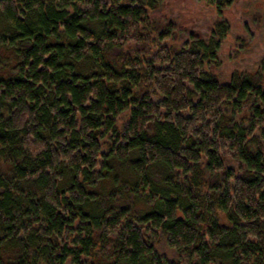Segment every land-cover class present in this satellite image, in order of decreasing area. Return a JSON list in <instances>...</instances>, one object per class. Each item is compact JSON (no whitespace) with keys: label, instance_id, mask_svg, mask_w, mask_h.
Instances as JSON below:
<instances>
[{"label":"trees","instance_id":"1","mask_svg":"<svg viewBox=\"0 0 264 264\" xmlns=\"http://www.w3.org/2000/svg\"><path fill=\"white\" fill-rule=\"evenodd\" d=\"M163 3L0 0V264H264V71Z\"/></svg>","mask_w":264,"mask_h":264},{"label":"rangeland","instance_id":"2","mask_svg":"<svg viewBox=\"0 0 264 264\" xmlns=\"http://www.w3.org/2000/svg\"><path fill=\"white\" fill-rule=\"evenodd\" d=\"M153 16L170 20L175 26V37L169 41L175 49L190 32L200 33L207 39L214 22L226 20L229 29L217 51L216 74L228 81L232 71L248 75L264 71V0H233L221 15L204 0H164ZM157 248L168 258H177L163 235L159 237Z\"/></svg>","mask_w":264,"mask_h":264}]
</instances>
